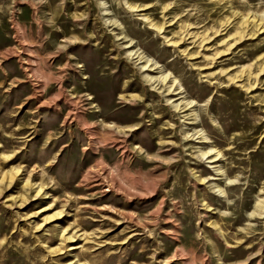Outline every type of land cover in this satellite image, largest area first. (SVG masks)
Segmentation results:
<instances>
[{
	"label": "rangeland",
	"instance_id": "rangeland-1",
	"mask_svg": "<svg viewBox=\"0 0 264 264\" xmlns=\"http://www.w3.org/2000/svg\"><path fill=\"white\" fill-rule=\"evenodd\" d=\"M264 0H0V264H264Z\"/></svg>",
	"mask_w": 264,
	"mask_h": 264
},
{
	"label": "bare ground",
	"instance_id": "bare-ground-1",
	"mask_svg": "<svg viewBox=\"0 0 264 264\" xmlns=\"http://www.w3.org/2000/svg\"><path fill=\"white\" fill-rule=\"evenodd\" d=\"M256 213L261 214L264 211V201H259L255 207Z\"/></svg>",
	"mask_w": 264,
	"mask_h": 264
}]
</instances>
